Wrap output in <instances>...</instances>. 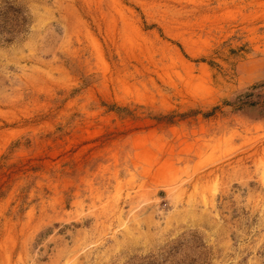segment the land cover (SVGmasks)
Wrapping results in <instances>:
<instances>
[{"label": "rangeland", "instance_id": "1", "mask_svg": "<svg viewBox=\"0 0 264 264\" xmlns=\"http://www.w3.org/2000/svg\"><path fill=\"white\" fill-rule=\"evenodd\" d=\"M0 264H264V0H0Z\"/></svg>", "mask_w": 264, "mask_h": 264}]
</instances>
